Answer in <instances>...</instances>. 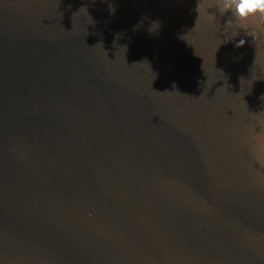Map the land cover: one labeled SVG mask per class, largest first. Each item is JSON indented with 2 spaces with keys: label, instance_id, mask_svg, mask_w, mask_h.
<instances>
[{
  "label": "water",
  "instance_id": "95a60500",
  "mask_svg": "<svg viewBox=\"0 0 264 264\" xmlns=\"http://www.w3.org/2000/svg\"><path fill=\"white\" fill-rule=\"evenodd\" d=\"M228 19L0 0V264H264V22Z\"/></svg>",
  "mask_w": 264,
  "mask_h": 264
},
{
  "label": "clouds",
  "instance_id": "9594fccd",
  "mask_svg": "<svg viewBox=\"0 0 264 264\" xmlns=\"http://www.w3.org/2000/svg\"><path fill=\"white\" fill-rule=\"evenodd\" d=\"M218 9L221 15L228 14L226 26L233 29H246L250 22L259 20L264 22V0H218ZM115 13V8H110ZM137 25V29L142 26ZM153 28H160L159 21H151L147 29L149 34L155 33ZM244 41L240 40L235 46L243 47ZM175 87V85H173Z\"/></svg>",
  "mask_w": 264,
  "mask_h": 264
}]
</instances>
